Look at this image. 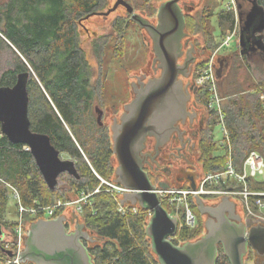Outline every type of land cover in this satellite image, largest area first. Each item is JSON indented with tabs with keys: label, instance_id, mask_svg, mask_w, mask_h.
Wrapping results in <instances>:
<instances>
[{
	"label": "trees",
	"instance_id": "1",
	"mask_svg": "<svg viewBox=\"0 0 264 264\" xmlns=\"http://www.w3.org/2000/svg\"><path fill=\"white\" fill-rule=\"evenodd\" d=\"M126 1L148 16L157 12L151 0ZM255 1L264 11V0ZM108 6L109 0L0 1V88H12L21 75L26 76L31 130L47 135L60 155L73 162L76 171L75 175H60L57 188L51 190L31 152L24 145L9 142L0 125V224L3 229L11 228V236L16 223L4 219L10 201L8 185L19 190L26 206H33L35 202L53 205L58 199L78 197L83 192L90 193L98 188L100 181L93 170L104 179L115 178L110 130L98 123L94 103L103 101L105 95L108 73L104 76L101 73L105 51L112 42L113 56L121 57L130 16L127 20L118 18L114 22L112 35L98 36L92 42L91 53L98 62L96 68L81 40L84 22L94 17L95 13L108 11ZM250 10L247 6L244 10L246 15ZM217 18L221 39L227 30L234 27L235 16L233 12L223 10ZM185 25L189 32L202 33L208 51L219 45L204 16L187 15ZM262 35L264 46V31ZM261 55L264 56V50ZM236 56L221 93L227 97L224 103L225 121L233 158L239 170L253 151L264 158V107L260 99L264 93V63L259 68L261 76L255 87L246 78L240 80L238 73L243 67L250 68L251 65L244 55ZM202 66L203 63H200L198 70ZM254 87L256 92L252 89ZM258 88L262 90L257 91ZM200 89L208 106L209 94ZM214 121L217 125L216 114ZM212 133L205 134L204 174L222 170L227 160L226 155L216 154L217 144ZM248 185L253 192L264 193V179H249ZM257 199L264 204V196L255 197L252 201ZM191 200L192 210H196L195 201ZM118 205V201L103 189L93 196L91 204L84 207V214L79 217V222L85 224L87 231L93 235V242L86 243L93 263L160 264L146 233L149 211L123 215L119 213ZM162 205L166 209V203ZM63 213L65 210L59 215ZM198 216L200 218L194 229L181 228L171 239L174 245H180L181 241H195L204 234V221ZM25 218L26 224L42 219L29 215ZM9 240L12 242L13 237ZM246 257L255 260L251 249ZM8 259V254L0 250V264H7ZM216 264H230L221 245Z\"/></svg>",
	"mask_w": 264,
	"mask_h": 264
},
{
	"label": "water",
	"instance_id": "2",
	"mask_svg": "<svg viewBox=\"0 0 264 264\" xmlns=\"http://www.w3.org/2000/svg\"><path fill=\"white\" fill-rule=\"evenodd\" d=\"M180 0L161 3L154 25L143 13H136L125 0H115L113 8L95 16H109L124 7L133 23L145 30L152 40L155 61L159 62L161 74L141 84L135 98L123 107L120 122L112 127V151L117 160L114 183L132 193H126L121 205L134 206L152 213L146 227L152 249L160 264H216L219 246L230 264H246L249 248L264 255V224L248 225L236 214V204L223 197L217 205L208 206L197 197L195 204L200 215L207 217L205 234L198 240L174 245L171 239L181 229V221L170 215L161 203L154 186L143 171L145 141L154 136L161 144L169 137V127L185 118L190 95L185 92L181 75L189 77L188 66L194 60L179 65L183 55L182 40L191 33L186 30V18L179 6ZM208 0L196 2L192 17H198ZM241 17V15H240ZM242 22V18L240 19ZM264 31V11L253 1V7L241 29L240 41L245 49V32L253 34ZM262 43V37H258ZM262 50L264 46L262 45ZM189 72V73H188ZM222 72L218 73L221 78ZM200 87V86H199ZM29 96L26 76H20L12 88H0L1 132L12 144L24 145L33 155L36 164L51 190L57 188L58 178L64 173L75 175L71 160L61 158L60 152L51 144L47 135L33 132L28 114ZM98 121L101 110L97 109ZM161 140V141H160ZM195 189V185L190 186ZM68 218L38 219L30 224L25 237V248L20 255L22 264H94L86 243L93 242V235L78 220L74 229L68 231ZM7 229L0 224V250L8 240ZM14 240V239H13ZM8 256L12 252L4 250Z\"/></svg>",
	"mask_w": 264,
	"mask_h": 264
},
{
	"label": "rangeland",
	"instance_id": "3",
	"mask_svg": "<svg viewBox=\"0 0 264 264\" xmlns=\"http://www.w3.org/2000/svg\"><path fill=\"white\" fill-rule=\"evenodd\" d=\"M0 1H2V0H0ZM166 1L167 0H151V4L156 7V10H158L161 3L166 2ZM234 1L233 0H208L204 9L198 15V16L202 15L205 17V19L207 21L208 29L213 31V35L216 37L215 39H217V42H219V45L214 50H211V51L207 50L208 52H207L206 56L203 57L202 59H200V63H203V66H202V68H200V70H198V74L195 75L194 81L198 86L206 89L207 93L209 94V102L213 99V97L215 95L218 97L219 104L221 106V110H222L224 116H225L224 103H225L227 97L222 95L221 88H222L224 81L226 79L225 77L227 76V73H229V71H227V72L223 71V75L221 77L222 79H217L216 85H215L216 92L211 90L214 87V85H213L214 83L212 84L209 81L205 85H201V84H198V80L202 77L201 75L204 73L203 71L208 69L212 65V63H214L216 68L218 67V59L221 57L220 55L225 54V53H229V51H235L233 49L236 47V45L239 44L240 24H241L240 19L242 17H240V13H238L237 11L235 12L234 6L230 7V4L232 2L234 3ZM253 1L254 0H252L250 5H248L251 9L253 7ZM114 4H115V0H109L108 8H113ZM223 10L234 13L235 24H234V27L230 30H227L226 34L220 39V37H219L220 31L218 29L217 14ZM134 11L136 13H139V14H140V12L144 13V11L136 10L135 8H134ZM156 14H157V12L154 13L153 16H151V15L148 16L145 13V16L148 18V20H150L152 23L154 22V24H155ZM129 16L130 15L127 13V11L124 7H119L115 12H113V14H110L109 16H94V17H92L89 20L84 22V24H83L84 29H82V31H81L82 45H83L86 53L88 54L91 63L94 65L95 68L98 66V62L96 61L95 56L91 53L92 42L98 36H102V35L110 36V35H112L114 32L113 31L114 22L118 18H120V20H125V19L127 20V18ZM129 20H130V22L128 23L127 29L125 31L124 52L122 53L121 57L115 58V56H113V50H112L114 47V44L112 42L110 44H108V48L105 51V59L103 62V68L101 69V73H103V76H104V73H106V72L108 73L107 78H106L107 81H106L105 87H104L105 95L103 96L104 97L103 101H101V102L99 101V103H101L100 108H102V111H105L107 113V118H104V120L107 121L106 123L108 126L110 123L109 115L110 114L116 115V116L122 115L123 107L128 102V100L130 99L129 98V91H128L129 90V81L134 80L135 75H138L139 73L144 71L143 67H145V63L148 62L147 58H149L150 55L153 56V54H154L153 49L151 47L152 45L149 47V50H148L147 46L145 44V37L148 36L146 31H143L142 29H140L139 26H137L135 23H133L131 21V19H129ZM190 33H191L192 40L195 43H197L196 45L198 47H201V46L206 47L205 38L202 35V33H199V32H190ZM149 41H150V39L147 38L146 42H149ZM226 41L229 42V46L226 47L225 49L223 48L222 51L218 52L217 50L219 48L223 47L222 45L225 44ZM231 53H233V52H231ZM233 54H234V56H236L235 53H233ZM238 55H240V54H237V56ZM246 59H247L248 63H250L251 67L248 68L246 66L245 69L243 67L242 70L238 73L239 74L238 76H239L240 80H243L244 78L248 79L249 81H251V84H253V86L255 85V87H256L258 85V78L261 76L259 68L264 63V61H263L264 56H262L261 54H257V55H253L252 57H246ZM254 88H252V89L256 92V88L255 89ZM259 90L261 91L262 89L258 88L257 91H259ZM247 93H248V91H247ZM260 99H261L263 107H264V93L261 94ZM94 109H95V107H94ZM0 136H1V134H0ZM214 138H215V142L217 144L216 154L223 155L224 154V147L221 146L223 137H222L221 126L219 124L215 128ZM62 158L64 160H70L66 156H62ZM115 164L117 166L116 158H115ZM115 169H116V167H115ZM209 173H211V172H209ZM209 173H207V174H209ZM249 179H253V178H249ZM263 179H264V174L258 178H255L254 180L262 181ZM10 186H12V188L18 190L13 185H10ZM247 188H248V191L250 193L256 194V192H253L250 189L248 184H247ZM164 190H168V189H164ZM179 190H186V188H182ZM10 196H12V189L11 188H9V197ZM255 197L256 196L253 195L250 198L253 199ZM252 199H249V201H248L250 203V207H249L250 209H249L247 207L246 202H245L244 196H243V205L240 202H238L239 200L237 198H234V201L238 202L239 209L243 214L240 216L243 219L244 223H248L251 225H257L259 223L264 224V209L260 210L259 208H257L256 207L257 201L256 202L254 200L252 201ZM213 200H216V202H217V199H213ZM191 201H193V199ZM166 206H167L166 209L170 215L175 214L176 206L172 207L168 203L166 204ZM191 206L193 207L192 202H191ZM8 208H9L8 213H6L4 219L6 221L15 222L17 225L19 217H18V214L16 211L15 201L12 199V197H10ZM69 210H68V214H70ZM193 212L196 216L197 223H198L199 218H200L198 215H200V214L197 210V207H196V210L193 208ZM83 214H84V212H83ZM148 215H152V213L149 212ZM200 216L202 217L201 218L202 222L204 221V227H205V221H206L207 217L205 218V216H202V215H200ZM26 223H27L26 218H24L23 224L26 226H28V225L30 226V224H26ZM16 225L14 226L13 234L16 231V228H17ZM194 228H190V230L194 229ZM6 232H7L8 238L12 239L13 236L10 235L12 233L11 228L7 229ZM204 234H205V232H204ZM190 242H193V241H190ZM179 243H180V245L184 244L183 241H181ZM156 258H157V256H156ZM7 263H8V260H7ZM246 264H255V263H254V260L247 259Z\"/></svg>",
	"mask_w": 264,
	"mask_h": 264
},
{
	"label": "flooded vegetation",
	"instance_id": "4",
	"mask_svg": "<svg viewBox=\"0 0 264 264\" xmlns=\"http://www.w3.org/2000/svg\"><path fill=\"white\" fill-rule=\"evenodd\" d=\"M199 0H180L179 6L185 15L192 14L195 11L196 2ZM237 6V12L240 13L242 17V22L240 24V35L241 29L245 27V20L248 15L244 11L248 5L251 4L252 0H235ZM158 11V10H157ZM144 17L145 13H143ZM157 23V20L155 24ZM154 24V22H153ZM154 24V25H155ZM187 28V25H186ZM145 31V30H144ZM187 33V29L185 30ZM147 33V32H146ZM262 33L253 34L251 32H245V49L243 50V42L241 43L239 39V44L233 49L235 51H229L220 55L218 59V67L216 68V76L218 73L223 71H229L231 67L234 54H240L243 57H252L253 55L261 54L262 43L258 40V37H262ZM145 37V44L147 49L152 45V40L147 33ZM150 39L149 42L146 40ZM183 44V55L179 58V65H184L186 60H194L188 66L189 77L180 76L179 78L183 81L185 92L190 95V99L187 103L186 116L175 121L169 127V137L161 144L158 139L154 136H148L145 141L144 151H142L141 157L143 160V171L147 174V178L150 183L157 189H174L179 190L184 187H190L191 185L197 186L204 174L203 168V155L205 152V134L207 132H213L214 134L216 126L214 121L215 112L205 105V99L200 93V87L195 83V75L198 74V67L200 64V59L206 56L207 48L205 46L198 47L187 33V36L182 40ZM152 47V46H151ZM153 49V47H152ZM222 51V49L220 50ZM233 52V53H231ZM154 53V52H153ZM155 54V53H154ZM150 55L147 58L144 71L134 76V80L129 81V100L125 104L130 103L136 96V91L141 88L142 83H146L148 80L157 78L161 74V69L159 68V62H156L155 55ZM150 63V64H149ZM188 72V73H189ZM222 79V78H219ZM204 89V88H203ZM206 90V89H205ZM103 105V104H102ZM124 105V106H125ZM95 111L97 109L101 110V121H97L101 126H106L110 130V136H112V127L115 124V120L120 122V116L109 115V126L104 118H107V113L102 111L100 108V103L95 102ZM112 141V138H111ZM161 141V140H160ZM63 155H61L62 158ZM63 159V158H62ZM118 166V164H117ZM116 166V168H117ZM115 179V178H114ZM208 206L217 205L219 200H203ZM236 204V214L243 215L239 209L238 202ZM249 225V224H248ZM251 225V224H250ZM251 248H249L250 250ZM252 250V249H251ZM253 251V250H252ZM249 252V251H248ZM254 252V251H253ZM255 264H264V255H259L254 252Z\"/></svg>",
	"mask_w": 264,
	"mask_h": 264
},
{
	"label": "built area",
	"instance_id": "5",
	"mask_svg": "<svg viewBox=\"0 0 264 264\" xmlns=\"http://www.w3.org/2000/svg\"><path fill=\"white\" fill-rule=\"evenodd\" d=\"M234 1V0H233ZM234 6L235 12L237 11L236 2H232L230 7ZM229 7V8H230ZM223 47L219 48L217 51L219 52L221 49H225L229 46V42L226 41ZM217 52V53H218ZM216 67L214 63L204 70L202 77L198 80V84L205 85L207 82H211L214 87L211 89L216 92ZM209 108L212 109L217 115L218 124L221 126L222 131V143L221 146L224 147V155H226L227 160L225 166L220 171H212L209 174L203 175L200 182L197 184L195 189L189 187L186 190H164L157 189L154 193L159 195L161 203H168L170 206L175 207V218L178 221H181V228H194L197 224L196 216L192 210L190 199L192 198L194 201L197 197L202 198V200H221L223 197H229L231 200L237 198L243 205V196L245 198V202L247 207H250V203L248 202L250 197L255 195L256 197L264 196V193H250L247 188L248 179L249 178H258L264 174V158L257 152H251L247 157L244 165L238 170L236 163L233 158V147L230 139L229 132L227 130L225 116L221 110V106L219 104V99L215 95L213 99L209 102ZM26 150L27 147H26ZM93 172L97 176L100 181V186L96 188L93 192L87 193L83 192L80 196L70 198L67 200L58 199L53 205H40L35 202L33 206H26L23 204L22 197L18 190L12 188V186L8 185L9 188L12 189V199L16 204V211L19 217L16 231L13 234V242L12 244L6 243L3 245L4 250L12 252V255L8 259L7 264H22L20 262V255L25 248V237L27 236L29 225L26 226L23 224L24 218L26 215L31 217H40L42 219H56L59 217V212L65 210V213L71 214L69 216V224L68 231H72L74 229L76 221H80L79 217L84 212V207L86 205H90L93 199V196L96 194H100L103 189L113 196L119 203L118 211L123 215H135L138 214L143 209L135 208L134 206L127 207V204L121 205L120 201L123 199L126 193H132L133 190H130L120 184L114 183L113 180H107L98 175L94 170ZM244 189V190H243ZM256 207L264 209V204L260 199L256 200ZM250 209V208H249ZM151 217V215H150ZM150 219V218H149ZM81 223V222H80Z\"/></svg>",
	"mask_w": 264,
	"mask_h": 264
},
{
	"label": "crops",
	"instance_id": "6",
	"mask_svg": "<svg viewBox=\"0 0 264 264\" xmlns=\"http://www.w3.org/2000/svg\"><path fill=\"white\" fill-rule=\"evenodd\" d=\"M114 181V180H113ZM233 202H235L234 200H232ZM62 215H65V216H67V218H68V221H70V219H69V216L71 215V214H68V213H63ZM61 216V215H60Z\"/></svg>",
	"mask_w": 264,
	"mask_h": 264
}]
</instances>
